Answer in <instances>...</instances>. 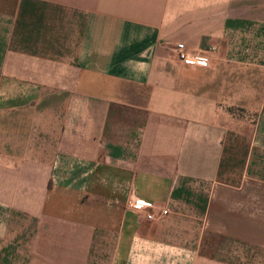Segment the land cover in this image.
Returning <instances> with one entry per match:
<instances>
[{
    "label": "crops",
    "instance_id": "0c3cea01",
    "mask_svg": "<svg viewBox=\"0 0 264 264\" xmlns=\"http://www.w3.org/2000/svg\"><path fill=\"white\" fill-rule=\"evenodd\" d=\"M248 183L264 186V0H0V264H230L199 251L204 231L264 264Z\"/></svg>",
    "mask_w": 264,
    "mask_h": 264
},
{
    "label": "rangeland",
    "instance_id": "374dc122",
    "mask_svg": "<svg viewBox=\"0 0 264 264\" xmlns=\"http://www.w3.org/2000/svg\"><path fill=\"white\" fill-rule=\"evenodd\" d=\"M246 188H248L251 193L257 194L264 198V196H262L264 195V186L248 183ZM229 194L230 195L227 194L226 196H217L216 199L221 198L222 200H224L225 198L228 201V204L232 205L231 209H233V205H238V203H240L239 202L240 196H238L235 193L233 194L229 193ZM246 199H247L246 204L248 205V212L246 213L247 214L246 227L248 229L247 231L252 232L251 235H253L256 224L262 225L263 223L264 226V211L262 213V212H255L254 210L255 204L263 205L262 208L264 210V200H261V202L256 203V199L254 195L252 196L247 195ZM216 202L218 201L216 200ZM235 209L236 210L231 211V213L226 211L225 214L230 213L231 220L234 221L237 226L239 211H238V207H236ZM222 215H223L222 211H219L217 212L216 218L222 217ZM244 215L245 213H243V216ZM232 230H236L235 232H232V234L238 232L237 227H232ZM203 237H204L203 238L204 241L202 240V242L199 243L198 247H199V251L204 255H208L212 253L214 254L216 260L225 261L230 264H240V257L242 258L241 262H244L246 264H253L256 262V260H252V258H254L253 254H255L260 249L256 248L253 244H249V243L244 244L233 238L221 237L217 233L212 235L206 233L205 231L203 233ZM195 240L196 238L191 239L190 241L191 243L187 244V246L196 247L197 243H195L196 242ZM99 250L110 251L112 250V246L110 247V245L104 244V245H98L97 247L94 246V248L91 249L92 252H97ZM245 253L247 254L245 255ZM248 254H252V256L249 257Z\"/></svg>",
    "mask_w": 264,
    "mask_h": 264
},
{
    "label": "built area",
    "instance_id": "2783aa9c",
    "mask_svg": "<svg viewBox=\"0 0 264 264\" xmlns=\"http://www.w3.org/2000/svg\"><path fill=\"white\" fill-rule=\"evenodd\" d=\"M172 52L174 53L177 60L185 66L206 68L209 65V59L206 56L193 55L189 53L183 43H178L174 47H172ZM129 207L139 211H150L146 212L147 220L164 218L169 214L168 209H159L157 210L158 212L155 213L153 207H147L140 201H134L129 205Z\"/></svg>",
    "mask_w": 264,
    "mask_h": 264
}]
</instances>
